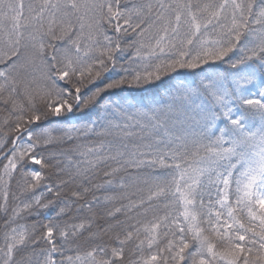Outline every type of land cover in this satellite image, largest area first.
<instances>
[{
	"label": "snow or ice",
	"instance_id": "6c2138e0",
	"mask_svg": "<svg viewBox=\"0 0 264 264\" xmlns=\"http://www.w3.org/2000/svg\"><path fill=\"white\" fill-rule=\"evenodd\" d=\"M0 264H264V0H0Z\"/></svg>",
	"mask_w": 264,
	"mask_h": 264
}]
</instances>
